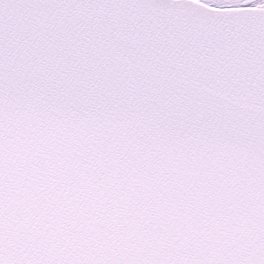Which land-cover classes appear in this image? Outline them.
I'll list each match as a JSON object with an SVG mask.
<instances>
[{"label": "snow or ice", "instance_id": "snow-or-ice-1", "mask_svg": "<svg viewBox=\"0 0 264 264\" xmlns=\"http://www.w3.org/2000/svg\"><path fill=\"white\" fill-rule=\"evenodd\" d=\"M0 264H264V0H0Z\"/></svg>", "mask_w": 264, "mask_h": 264}]
</instances>
